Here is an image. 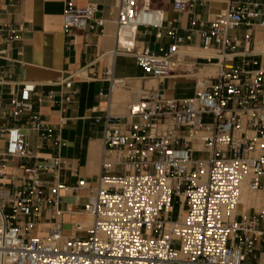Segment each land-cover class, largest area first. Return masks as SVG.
Wrapping results in <instances>:
<instances>
[{"label": "built area", "instance_id": "obj_1", "mask_svg": "<svg viewBox=\"0 0 264 264\" xmlns=\"http://www.w3.org/2000/svg\"><path fill=\"white\" fill-rule=\"evenodd\" d=\"M197 1L171 0V6L189 12ZM260 7L259 0H230L208 27L192 20L184 36L172 27L173 42L155 51L137 46L138 29L164 24V11L151 0H118L106 18L98 16L97 4L68 0L63 26L73 43L80 30L103 33L108 22L116 23L113 55L135 58L141 85L126 114L103 119L98 177L88 181L74 170L73 185L60 180L59 156L51 167L30 165L37 157L27 131L42 144L62 146L55 128L34 110L38 85L22 83L20 96L8 102L0 95V264H264V69L253 58L252 35H245L242 52L232 37L260 17L264 27ZM193 31L215 70L196 77L192 96L168 97L163 81L182 73L187 58L202 55L182 49ZM20 38L18 29L0 25V60L10 59ZM105 75L109 94L100 95L110 101L126 81L115 77L113 65ZM7 83L0 70V88ZM196 151L209 157L194 159ZM244 185L250 197L242 202ZM65 196L82 207L74 214L83 218L69 229L61 219ZM179 198L183 211L173 219Z\"/></svg>", "mask_w": 264, "mask_h": 264}, {"label": "crops", "instance_id": "obj_2", "mask_svg": "<svg viewBox=\"0 0 264 264\" xmlns=\"http://www.w3.org/2000/svg\"><path fill=\"white\" fill-rule=\"evenodd\" d=\"M68 0H0V25L18 29L21 38L15 42L10 59L0 60L1 72L8 82L0 88V95L5 102L13 96H20V87L24 82L38 85L41 100L32 99L34 110L50 123L62 139L60 150L54 140L42 144L36 133L27 131L31 149L37 159L30 165L53 166L52 159H61L60 180L67 185L75 184L77 177L72 174L77 170L79 175L88 181H94L100 173V158L103 147V119L108 113L124 115L128 104L136 97L138 79L143 76L131 55L119 53L117 49V25L108 22L104 32L99 29L78 31L77 42L64 32L63 15ZM230 0H198L189 12H176L172 9L171 0H151L152 6L164 11V24L161 29L140 28L137 35V46L158 51L168 47L173 39L168 35L172 27L177 28L184 36L192 20L202 22L208 27L215 16L225 11ZM78 6L89 3L98 5V16L108 17L118 0H74ZM260 11L264 13V0ZM261 17L252 20L251 25L243 24L232 32L237 41L236 50L245 49L244 38L252 35L254 42L253 58L260 61L264 69V27L260 25ZM199 26L196 27L198 29ZM161 33V37L156 34ZM203 41L197 31L192 32V39L182 44V49L201 51ZM252 48V46H251ZM237 58L235 62H240ZM206 56L187 58L183 63L184 71L175 77L163 81L160 85L168 97L187 98L194 94L196 77L212 73L215 69ZM113 65L114 75L124 78L125 87H117L108 96L110 83L105 72ZM249 68H255L250 66ZM71 81L70 88L66 82ZM125 89V90H124ZM71 96L70 103H64L66 96ZM119 95V96H118ZM125 98V99H124ZM100 118V121L97 119ZM61 119L64 124L61 125ZM45 179L52 174L45 173ZM81 194L86 197L87 191ZM250 195H247V199ZM61 216L65 228L70 223L80 220L81 215L74 214L81 210V205L74 202L72 196H65Z\"/></svg>", "mask_w": 264, "mask_h": 264}, {"label": "bare ground", "instance_id": "obj_3", "mask_svg": "<svg viewBox=\"0 0 264 264\" xmlns=\"http://www.w3.org/2000/svg\"><path fill=\"white\" fill-rule=\"evenodd\" d=\"M129 33V30L128 29H125L124 31H123V36H125V35H127ZM125 40V38H122V42ZM183 51H186V50H183ZM197 53H200V54H202L203 56L205 55V53L204 52H202V51H196ZM153 84H156V82L154 81V82H152ZM138 87L141 85V83L140 82H138ZM117 89V88H116ZM125 90V89H124ZM119 96V95H118ZM125 99V98H124ZM255 198H254V202H255V204L256 205H259L260 203H261V194L260 193H256L255 195ZM240 200L242 201V202H245V201H247V189H246V186L244 185L243 186V188H242V193H241V198H240ZM182 198H179L178 199V203H179V205H180V208H179V213L178 214H181L182 213Z\"/></svg>", "mask_w": 264, "mask_h": 264}, {"label": "rangeland", "instance_id": "obj_4", "mask_svg": "<svg viewBox=\"0 0 264 264\" xmlns=\"http://www.w3.org/2000/svg\"><path fill=\"white\" fill-rule=\"evenodd\" d=\"M208 157H209V153L206 152V151H196V152L193 153V158L194 159H207ZM179 208H180L179 203L175 202L174 203V210H173L172 215H171L173 219H175L177 217V215L179 213ZM240 211L242 212V209H240Z\"/></svg>", "mask_w": 264, "mask_h": 264}]
</instances>
